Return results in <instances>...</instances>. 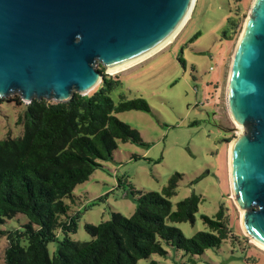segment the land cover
Wrapping results in <instances>:
<instances>
[{"label": "rangeland", "instance_id": "obj_1", "mask_svg": "<svg viewBox=\"0 0 264 264\" xmlns=\"http://www.w3.org/2000/svg\"><path fill=\"white\" fill-rule=\"evenodd\" d=\"M251 3L195 0L188 21L172 43L145 61L108 75L119 77L121 82V88L110 94L114 103L122 96L142 99L148 105V113L115 115L137 131L144 145L118 143L112 159L102 162L87 181L74 188L73 203L65 200L70 216L81 214L76 233L69 235L73 242H89L84 226L108 221L111 213L130 217L137 207L129 195L131 188L136 193L134 198L138 193L160 192L171 176L179 174L176 194L170 199L172 208L191 194L198 196L200 203L194 224L171 225L190 238L206 230L201 215L215 218L222 208L231 231V238L218 250H206L193 264H264V251L243 232L239 209L231 198L228 150L238 132L218 127H236L226 106V85ZM227 20L236 27L227 32L225 39L222 32ZM17 97L13 94L0 98V141L22 134V126L15 122L26 104L17 105L13 101ZM26 223L24 216L17 215L0 225V232L20 229ZM6 247V237L0 236V264H4ZM56 249V243L48 245L50 257ZM167 252L164 258L152 255L138 264H192L181 251Z\"/></svg>", "mask_w": 264, "mask_h": 264}, {"label": "trees", "instance_id": "obj_2", "mask_svg": "<svg viewBox=\"0 0 264 264\" xmlns=\"http://www.w3.org/2000/svg\"><path fill=\"white\" fill-rule=\"evenodd\" d=\"M97 70L101 82L87 95L74 94L59 104L33 100L16 119L23 128L21 136L0 141V225L17 215L27 220L20 229L0 232L7 240L4 264H138L152 255L166 257L167 249L181 251L193 264L206 250H218L231 238L222 208L215 218L201 215L206 230L190 238L171 225L194 224L200 203L191 194L172 208L179 174L171 176L160 192L134 198L131 188L129 195L137 207L130 217L111 213L108 221L84 226L89 242L70 239L81 215L70 216L65 203L66 199L73 203L74 188L112 159L118 143L144 145L137 131L115 115L148 113V105L122 96L114 103L110 94L121 88L120 78ZM13 101L21 105L20 98ZM51 243L57 249L50 257Z\"/></svg>", "mask_w": 264, "mask_h": 264}, {"label": "water", "instance_id": "obj_3", "mask_svg": "<svg viewBox=\"0 0 264 264\" xmlns=\"http://www.w3.org/2000/svg\"><path fill=\"white\" fill-rule=\"evenodd\" d=\"M195 0H0V98L66 103L104 74L168 43ZM192 7V8H191ZM232 55L226 106L237 130L231 198L264 249V0H253ZM245 132H242V130Z\"/></svg>", "mask_w": 264, "mask_h": 264}, {"label": "bare ground", "instance_id": "obj_4", "mask_svg": "<svg viewBox=\"0 0 264 264\" xmlns=\"http://www.w3.org/2000/svg\"><path fill=\"white\" fill-rule=\"evenodd\" d=\"M252 1H253V0H252ZM191 8H192V7H191ZM191 10H192V9L189 10L187 17L182 21V23H181L180 26L178 27V29H177V31H176L174 37H173L168 43H166L165 45L161 46L158 50L154 51L153 53L148 54L147 56H145V57H143V58H140V59H138L137 61H135V62H133V63H131V64L125 66V67H121V68L116 69V70H113V71H109V70H107L106 72H107L108 74H115V73H119V72L125 71L126 69H128V68H130V67H133L134 65H136V64H138V63H140V62L145 61V60L148 59L149 57L153 56L154 54H156V53H158L159 51H161L162 49H164L167 45H169L170 43H172V41H173V40L176 38V36L180 33V31L182 30V28L184 27V25L186 24V22L188 21V19H189V17H190ZM245 22H246V21H245ZM236 132H238V133H237L238 135L241 133L240 131H236ZM242 132H243V130H242ZM238 135H237V136H238ZM231 144H232V142H231ZM231 144H230V146H229V150H228V161H229V151H230ZM228 168H229V162H228ZM229 182H230V179H229ZM239 212H240V211H239ZM241 228H242V227H241ZM242 230H243V229H242ZM243 232H244V230H243ZM244 233H245V232H244ZM250 240L252 241L251 238H250ZM252 242H253V241H252ZM253 244H254L257 248H259V249H261L262 251H264V249H262L261 247H259L258 245H256L254 242H253Z\"/></svg>", "mask_w": 264, "mask_h": 264}, {"label": "flooded vegetation", "instance_id": "obj_5", "mask_svg": "<svg viewBox=\"0 0 264 264\" xmlns=\"http://www.w3.org/2000/svg\"><path fill=\"white\" fill-rule=\"evenodd\" d=\"M233 28V25H232V20H227V26H226V29L222 32V36L223 38H228L227 37V32L232 30Z\"/></svg>", "mask_w": 264, "mask_h": 264}]
</instances>
